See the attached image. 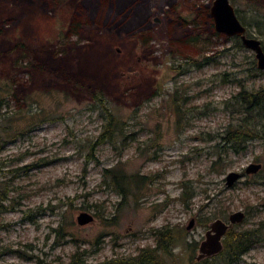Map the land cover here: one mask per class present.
I'll list each match as a JSON object with an SVG mask.
<instances>
[{
    "label": "rangeland",
    "instance_id": "374dc122",
    "mask_svg": "<svg viewBox=\"0 0 264 264\" xmlns=\"http://www.w3.org/2000/svg\"><path fill=\"white\" fill-rule=\"evenodd\" d=\"M211 1L0 0V264H130L165 231L164 262L195 264L234 210L255 240L231 264L264 263V107L238 95L264 69ZM229 2L264 51V0ZM244 120L258 136L235 150Z\"/></svg>",
    "mask_w": 264,
    "mask_h": 264
},
{
    "label": "trees",
    "instance_id": "16d2710c",
    "mask_svg": "<svg viewBox=\"0 0 264 264\" xmlns=\"http://www.w3.org/2000/svg\"><path fill=\"white\" fill-rule=\"evenodd\" d=\"M237 37V36H235ZM238 38V37H237ZM238 44L239 39H238ZM239 102L242 104L243 109L246 111H255L257 109H263L264 105V88H260L256 91H242L238 93ZM109 124V123H108ZM247 124L246 120L244 123L235 125L232 129L227 131V135L223 137L235 150L243 148L244 142L248 139L257 137L258 134ZM109 126V125H108ZM112 182L117 186V190L121 195L125 194V187L119 184V180L115 173L111 174ZM253 231L241 230L239 232H233L231 228H227L223 234V243L221 241V249L209 256L201 257L200 259H194L195 264H218L215 261V257L221 256L222 264H231L235 262L240 255L252 244L255 240ZM172 234L164 232L159 234L156 240V247L141 248L138 253L127 259L130 264H173L166 263L159 256V252L156 249H161L162 252L168 251V242L171 240ZM37 264H44L38 261ZM55 264H73V260L68 263H55ZM220 264V263H219ZM264 264V263H260Z\"/></svg>",
    "mask_w": 264,
    "mask_h": 264
},
{
    "label": "water",
    "instance_id": "95a60500",
    "mask_svg": "<svg viewBox=\"0 0 264 264\" xmlns=\"http://www.w3.org/2000/svg\"><path fill=\"white\" fill-rule=\"evenodd\" d=\"M209 15L211 16L212 26L216 32L223 33L227 36H238L240 43L253 52L255 66L258 69H264V51L261 47L260 40L254 36L245 35V27L235 15L233 6L229 0H212L209 5ZM260 168L259 162H249L244 168V173L256 172ZM240 176L239 171L229 170L224 175L226 186H230ZM244 216L241 210H234L227 215V222L220 218H215L209 224L208 229L204 232L203 239L198 244V255L196 258L209 256L221 249V238L229 228L231 223L239 222ZM77 224H84L92 220V215L87 211H79L75 217ZM192 224L189 219L186 228Z\"/></svg>",
    "mask_w": 264,
    "mask_h": 264
},
{
    "label": "flooded vegetation",
    "instance_id": "af4514ba",
    "mask_svg": "<svg viewBox=\"0 0 264 264\" xmlns=\"http://www.w3.org/2000/svg\"><path fill=\"white\" fill-rule=\"evenodd\" d=\"M245 27V26H244ZM245 35H247V36H251V35H249L248 33H246V28H245ZM233 36H236V35H233ZM238 37V36H237ZM261 44V43H260Z\"/></svg>",
    "mask_w": 264,
    "mask_h": 264
}]
</instances>
